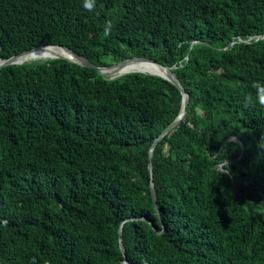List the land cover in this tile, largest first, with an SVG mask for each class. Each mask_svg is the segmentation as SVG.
Returning <instances> with one entry per match:
<instances>
[{
	"label": "trees",
	"instance_id": "obj_1",
	"mask_svg": "<svg viewBox=\"0 0 264 264\" xmlns=\"http://www.w3.org/2000/svg\"><path fill=\"white\" fill-rule=\"evenodd\" d=\"M46 45L189 102L149 159L169 81L0 68V264H121L120 228L128 264H264V0H0V59Z\"/></svg>",
	"mask_w": 264,
	"mask_h": 264
},
{
	"label": "water",
	"instance_id": "obj_2",
	"mask_svg": "<svg viewBox=\"0 0 264 264\" xmlns=\"http://www.w3.org/2000/svg\"><path fill=\"white\" fill-rule=\"evenodd\" d=\"M44 47H58V48H61L63 51H65L67 54V56H50V57H48L49 58L48 60L64 59V60H67L69 62H72V63L77 64V65L82 66V67L95 69L102 76H111L115 73H118V70H117L118 66L125 65L126 63H130V62L131 63L132 62L133 63H135V62H147V63H151L154 65L160 66L161 68H163L165 70V73H166L165 76H159V77L169 81L170 83L175 85L180 90V93L182 95L181 108H180V112H179L178 116L172 121V123L153 142V144L149 150V159H151L152 154H153V150H154L155 146L158 144V142L165 135H168L184 119V117L186 115V110H187V106H188V102H189V95L185 92V90L181 86L178 78L173 73L172 67L164 66V65H162V64H160L154 60L148 59V58H143V57L130 58V59H126L124 61H121L119 63H116L110 67H98V66H95L94 64H92L89 60H87L83 56L77 54L76 52L72 51L71 49H69L67 47H63V46H59V45H46V46H41V47H37V48L31 49V50L22 52L20 54L14 55V56L7 58V59H0V68L6 67V66H11V65L23 64L27 56L32 55L34 52H36L40 49H43ZM229 139H235V138H229ZM148 169H149L150 176H152V164H151V162L148 165ZM150 187H151L152 198H153V201L155 202V189H154V186L152 183H151ZM129 220H133V219H129ZM119 246H120V250L124 256V259L121 261V264H128L126 259H125V249H124L122 238H121V228L119 229Z\"/></svg>",
	"mask_w": 264,
	"mask_h": 264
},
{
	"label": "bare ground",
	"instance_id": "obj_3",
	"mask_svg": "<svg viewBox=\"0 0 264 264\" xmlns=\"http://www.w3.org/2000/svg\"><path fill=\"white\" fill-rule=\"evenodd\" d=\"M61 48L58 47H45L43 49H40L36 52H34L32 55H29L26 57L24 62L33 63L35 61H38L42 58H48L50 56H67L66 52H61ZM118 73H115L111 76L118 77L130 72L135 71H144L151 73L153 75L158 76H165V70L161 68L160 66L147 63V62H135V63H126L125 65H121L117 67Z\"/></svg>",
	"mask_w": 264,
	"mask_h": 264
},
{
	"label": "clouds",
	"instance_id": "obj_4",
	"mask_svg": "<svg viewBox=\"0 0 264 264\" xmlns=\"http://www.w3.org/2000/svg\"><path fill=\"white\" fill-rule=\"evenodd\" d=\"M84 6L88 9H94L95 7V0H84ZM258 99L261 101V102H264V96H261V97H258ZM228 170H225V172H227Z\"/></svg>",
	"mask_w": 264,
	"mask_h": 264
},
{
	"label": "built area",
	"instance_id": "obj_5",
	"mask_svg": "<svg viewBox=\"0 0 264 264\" xmlns=\"http://www.w3.org/2000/svg\"><path fill=\"white\" fill-rule=\"evenodd\" d=\"M263 37H256V41L259 40V39H262Z\"/></svg>",
	"mask_w": 264,
	"mask_h": 264
},
{
	"label": "rangeland",
	"instance_id": "obj_6",
	"mask_svg": "<svg viewBox=\"0 0 264 264\" xmlns=\"http://www.w3.org/2000/svg\"><path fill=\"white\" fill-rule=\"evenodd\" d=\"M38 61H40V60H38ZM38 61H35V62H38Z\"/></svg>",
	"mask_w": 264,
	"mask_h": 264
}]
</instances>
